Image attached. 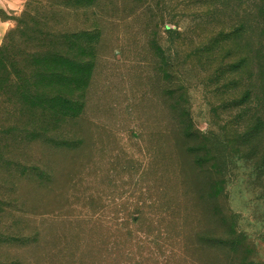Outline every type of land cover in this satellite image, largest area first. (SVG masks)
<instances>
[{
  "label": "rangeland",
  "instance_id": "1",
  "mask_svg": "<svg viewBox=\"0 0 264 264\" xmlns=\"http://www.w3.org/2000/svg\"><path fill=\"white\" fill-rule=\"evenodd\" d=\"M0 21V264H264V0Z\"/></svg>",
  "mask_w": 264,
  "mask_h": 264
},
{
  "label": "clouds",
  "instance_id": "2",
  "mask_svg": "<svg viewBox=\"0 0 264 264\" xmlns=\"http://www.w3.org/2000/svg\"><path fill=\"white\" fill-rule=\"evenodd\" d=\"M24 2V0H20V3L22 4ZM4 3H5V0H0V7H3L4 6ZM11 6V5H10ZM22 11V8L20 9ZM3 27L7 28L8 25H4ZM3 35H4V32L3 31H0V46L3 45Z\"/></svg>",
  "mask_w": 264,
  "mask_h": 264
},
{
  "label": "crops",
  "instance_id": "3",
  "mask_svg": "<svg viewBox=\"0 0 264 264\" xmlns=\"http://www.w3.org/2000/svg\"><path fill=\"white\" fill-rule=\"evenodd\" d=\"M5 1H7V2L9 3L11 0H5ZM4 25H8V26H9V24H8L7 22L0 21V29H1V30H2V29H6L5 27H3Z\"/></svg>",
  "mask_w": 264,
  "mask_h": 264
}]
</instances>
